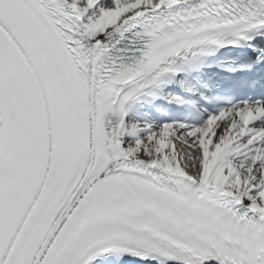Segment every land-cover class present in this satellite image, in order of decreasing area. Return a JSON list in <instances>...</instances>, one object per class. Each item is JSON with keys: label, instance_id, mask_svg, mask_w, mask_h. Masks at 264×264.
Listing matches in <instances>:
<instances>
[{"label": "snow or ice", "instance_id": "snow-or-ice-1", "mask_svg": "<svg viewBox=\"0 0 264 264\" xmlns=\"http://www.w3.org/2000/svg\"><path fill=\"white\" fill-rule=\"evenodd\" d=\"M0 264H264V0H0Z\"/></svg>", "mask_w": 264, "mask_h": 264}]
</instances>
